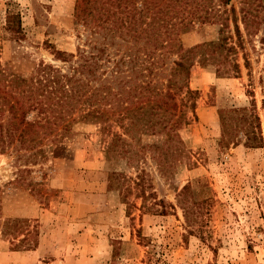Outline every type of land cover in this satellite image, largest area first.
Returning <instances> with one entry per match:
<instances>
[{
  "label": "rangeland",
  "instance_id": "1",
  "mask_svg": "<svg viewBox=\"0 0 264 264\" xmlns=\"http://www.w3.org/2000/svg\"><path fill=\"white\" fill-rule=\"evenodd\" d=\"M83 2L0 0V61L25 75L41 61L67 68L56 51L83 43ZM257 26L248 35L240 23L228 61L194 58L195 115L173 140L126 135L108 149L119 122L109 131L79 121L72 135L37 143L42 156L0 149V264H264V15ZM220 28L180 38L192 46ZM224 28L233 33V22ZM235 107L252 113L253 142L237 125L221 143L222 112Z\"/></svg>",
  "mask_w": 264,
  "mask_h": 264
},
{
  "label": "trees",
  "instance_id": "2",
  "mask_svg": "<svg viewBox=\"0 0 264 264\" xmlns=\"http://www.w3.org/2000/svg\"><path fill=\"white\" fill-rule=\"evenodd\" d=\"M239 3L238 8L232 0L79 3L77 16L84 21L85 39L77 52L56 51L67 68L41 61L25 75L0 61V149L35 148L33 154L42 156L46 147L37 143L46 135L53 134L52 141L72 135L73 122L79 121L103 123L109 131L119 122L122 131L111 130L108 149H114L115 141L126 144V135L161 134L173 140L180 126L190 122L188 111L195 115L198 90L189 83L194 58L206 61L221 55L228 61L233 48L229 39L243 43L240 23L248 35L258 29L262 0ZM230 20L234 32L225 34ZM216 21L221 22L218 39L192 46L182 43V33ZM250 115L246 107L223 110L221 143L233 139L237 125L249 141L259 138Z\"/></svg>",
  "mask_w": 264,
  "mask_h": 264
}]
</instances>
